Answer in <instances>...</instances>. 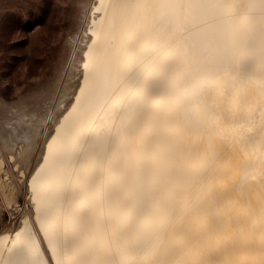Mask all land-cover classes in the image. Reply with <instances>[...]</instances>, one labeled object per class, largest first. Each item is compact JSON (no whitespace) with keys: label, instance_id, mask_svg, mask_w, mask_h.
<instances>
[{"label":"bare ground","instance_id":"6f19581e","mask_svg":"<svg viewBox=\"0 0 264 264\" xmlns=\"http://www.w3.org/2000/svg\"><path fill=\"white\" fill-rule=\"evenodd\" d=\"M80 11L51 105L14 134L0 121L27 163L43 141L0 264H264V0Z\"/></svg>","mask_w":264,"mask_h":264},{"label":"rangeland","instance_id":"374dc122","mask_svg":"<svg viewBox=\"0 0 264 264\" xmlns=\"http://www.w3.org/2000/svg\"><path fill=\"white\" fill-rule=\"evenodd\" d=\"M81 8L82 0H0V121H10L7 135L15 133L12 124L22 131L34 111H45L51 105L50 101L39 102L38 96L61 66L58 62L66 52L68 34L84 26ZM78 77L77 73L72 76L67 101ZM52 125L50 122L49 131ZM21 144L18 138L13 148L0 150V230L17 226L31 209L27 176L43 141L30 163L18 155ZM12 191L15 199L9 203L6 194Z\"/></svg>","mask_w":264,"mask_h":264}]
</instances>
